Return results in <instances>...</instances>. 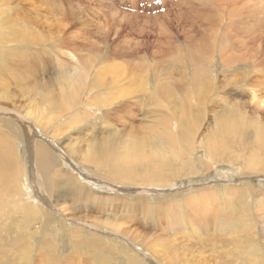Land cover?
I'll list each match as a JSON object with an SVG mask.
<instances>
[{
	"label": "rangeland",
	"instance_id": "374dc122",
	"mask_svg": "<svg viewBox=\"0 0 264 264\" xmlns=\"http://www.w3.org/2000/svg\"><path fill=\"white\" fill-rule=\"evenodd\" d=\"M231 1L27 0L30 3L22 13L16 12L17 0L7 8L0 3V18L28 17L32 24L27 26L37 34L38 42V46L7 44L11 50L3 55L17 58L8 60L9 64H17L19 55L25 57L21 60L24 70L32 59L38 67L34 81L26 70L20 83L24 85L9 88L15 97L0 100V140L6 145L0 152V264H167L161 253L165 244L174 251H168L174 264H184L180 259L186 248L190 253L188 247L198 256L204 254V264L264 263V148L257 138L264 127V107L250 100L253 92L264 100V0ZM0 33L1 37L4 29ZM50 35L61 37L54 44ZM130 46L139 55L130 59L133 63L118 55ZM76 47L85 48L82 53L91 54L97 67L106 62L102 75H109L112 60L126 68L132 64L136 74L150 69L148 84L143 90L136 89L132 73L126 75L127 85L107 80L112 88L99 86L89 101L87 91L66 120L40 127L27 116L34 109V96H20L34 83L38 89L52 78L58 85L62 78H70L76 66L62 70L52 62L63 49L70 52ZM113 76L111 71L109 77ZM52 84L56 93L58 85ZM115 92L119 97L124 93L125 98L109 107V101L118 98ZM236 119L246 128L244 135L217 136L216 128ZM164 127L171 131L168 141H175L177 148L175 153L165 148L167 161L161 171L150 175L154 184L122 183L94 162H85L91 145L109 153H125L123 149L138 140L150 141L151 149L161 148L168 142L155 134ZM149 164L137 165L138 177ZM172 238L178 240L174 249L169 244ZM252 246L254 251L249 249Z\"/></svg>",
	"mask_w": 264,
	"mask_h": 264
},
{
	"label": "bare ground",
	"instance_id": "6f19581e",
	"mask_svg": "<svg viewBox=\"0 0 264 264\" xmlns=\"http://www.w3.org/2000/svg\"><path fill=\"white\" fill-rule=\"evenodd\" d=\"M15 2V0H12V1H9V0H1L0 1V3H2V7L3 8H7L11 3L13 4L14 2ZM18 1V3H20V4H18V3H16V5H19L18 7L16 6L15 8H17V10H16V12H20V11H24V10H26V9H24L23 8V6L24 5H29L28 3H30V2H27V0H17ZM23 1H26V2H24V3H22ZM36 1H38V0H36ZM229 1V0H228ZM231 1V0H230ZM225 2V1H224ZM232 2V1H231ZM236 2H238V3H240V0L239 1H237L236 0ZM55 2H53L52 4H54ZM216 3V2H215ZM238 3H236L237 5H238ZM244 3V2H243ZM63 4V3H62ZM233 4V3H232ZM235 4V3H234ZM235 4V5H236ZM220 5V4H219ZM244 5V4H243ZM255 5V4H254ZM11 7V6H10ZM213 7V6H212ZM211 7V8H212ZM236 7H238V6H236ZM253 7V6H252ZM36 8V7H35ZM225 8V7H224ZM231 8V7H230ZM235 8V7H234ZM15 10V9H14ZM35 10V9H34ZM224 10H226V9H224ZM263 10V9H262ZM15 12V14H17ZM22 12H20V13H22ZM34 12V11H33ZM225 13V12H224ZM7 14V13H6ZM0 15H1V13H0ZM21 15H24V14H20V17H21ZM41 15V14H40ZM223 15V14H222ZM19 16V15H18ZM34 16V15H33ZM78 16V15H77ZM258 16V15H257ZM15 17V16H14ZM23 17V16H22ZM128 17V16H127ZM136 17V16H135ZM28 18V17H27ZM27 18H17L16 17V19H14L13 17H12V19H9V20H7V19H3V18H0V30H2V29H4V33L1 35V37H0V61H1V63H0V90H1V92H2V94L0 93V100H12L14 97H15V95L14 94H10V91H9V88H14V86H18V87H20V86H23L24 85V83H22V84H20L23 80H25V78H26V70H28V75L27 76H29V79H31V81H34V77H35V73H36V71H37V67H38V61L36 60V59H32V60H30L29 61V65H27V64H25V66L27 65L28 67L26 68L25 67V70H24V65H23V60L22 59H25V57H23V56H21V55H19L20 56V61H18L17 60V64H15V62H14V64H9V61L10 60H12V59H15V58H12V57H7V59H6V57H3V55H6V54H4V52H6V51H8V52H10V50H11V47L10 46H8L7 44H17L18 46H22V45H28V44H30V43H33V45L32 46H34V44L35 45H37V43L38 42H35V41H37V34L35 35V33H34V31H32L31 29H32V27L30 26V27H28L27 26V24H29V25H31L32 24V22H31V20H26ZM225 19V18H224ZM51 20V19H50ZM78 20V19H77ZM31 22V23H30ZM76 22V21H75ZM83 22V21H82ZM71 23V22H70ZM186 25H188V24H186ZM189 26H191V25H189ZM192 28V30H194V28L193 27H191ZM196 28V27H195ZM186 30H188V29H186ZM190 30V29H189ZM188 30V31H189ZM197 30V29H196ZM36 32V31H35ZM198 33V32H197ZM1 34V33H0ZM193 34V33H192ZM7 35H8V37H7ZM194 35V34H193ZM192 35V36H193ZM174 36V35H173ZM50 37H51V39H53L52 40V42L55 44V42H57V41H59V38L61 37H56V36H51L50 35ZM49 37V38H50ZM57 39H56V38ZM164 37V36H163ZM39 38V37H38ZM55 38V39H54ZM193 39V38H192ZM64 39H62V41H63ZM196 41V40H195ZM197 43V42H196ZM199 43V42H198ZM63 44V43H62ZM61 44V45H62ZM188 45H189V43H188ZM30 46V45H29ZM38 46V45H37ZM31 47V46H30ZM24 48H25V46H24ZM27 48V47H26ZM93 48V47H92ZM130 48V50L128 49V51H125L124 52V54H118V55H124L123 57H125V58H128L129 59V61H131V63H133L132 62V60H130V59H133V56L137 53L138 54V50H137V52H136V50L134 51L133 50V48H132V46H130L129 47ZM61 49V48H60ZM94 49V48H93ZM192 49V48H191ZM69 50V49H68ZM85 50V48H83V47H76V48H74L73 49V51H67V50H60L61 52H59V54H60V56L58 57V58H63V60H61V61H59L58 60V58L56 57V58H54L53 59V61L54 62H52V63H56V64H58L59 66H60V68L63 70H65V68H66V66H71L72 64H73V66H76V69L77 70H75V68H74V70L76 71L74 74H72L71 76H70V74H69V76H70V78H68V77H64V78H62V80H60L61 82L59 83V85L57 84V81H56V79H53L52 78V81L54 82V84L56 83L58 86H57V92L55 93V91H54V89H53V84H52V81L50 82V83H48V84H46V85H42V86H40V88H38V89H41L42 90V92H44V93H42V94H40V92L38 91V89H37V87L36 86H38V83H34V85L33 86H28V88H27V85L28 84H26V87H25V89H26V92L25 93H23V94H21V96H20V98H30L31 96H34L33 98H35V100L34 101H32L33 102V108L34 109H32V110H29L28 111V109H26L28 112H27V116H29V117H31V118H33V120L34 121H36V122H38L39 123V126H40V124L41 125H43V124H51L52 125V123H58L59 121H62V119H64L65 118V120L67 119V117H68V115H69V113H70V111L74 108V107H77L78 105H80L81 103H82V101H83V98L85 97V95L87 94L86 92L88 91L89 92V97L90 96H92V93L99 87V86H104L105 88H112V85L110 86V84L109 83H107V80L109 81L110 80V83H112V82H114V83H118V84H122V83H125L126 81H125V79L127 80V78H126V75H128L129 76V74H131V76H130V78H132V80H135L134 81V84H137V88L136 89H139V90H143L144 89V87L146 86V84H148L147 83V80H148V77H150L149 75H150V69L149 70H147V71H143V70H141V71H137V74L135 73V68L132 66V64H129L128 65V68H126V66H123L122 64L121 65H118V62L117 63H114L113 62V60H112V65H113V67H110L109 68V71L111 72L112 71V74H114V76L113 77H109L110 76V72H109V75L107 74V75H104V74H106L104 71V74L102 75V69H103V65L106 63V62H103L102 61V63H101V68L100 67H97V65H95L94 64V61L93 60H95V58H93V57H91V54L90 55H88V56H86V55H84L83 53H82V51H84ZM92 50V49H91ZM172 50V49H171ZM186 50V49H185ZM59 51V50H58ZM19 52H20V50H19ZM19 52H17L18 54H19ZM33 52V51H32ZM76 52H80V54H77ZM97 52H98V50H97ZM122 52V51H121ZM52 53V52H51ZM58 53V52H57ZM108 53V52H107ZM119 53V52H118ZM123 53V52H122ZM2 54V55H1ZM22 54V53H21ZM26 54H28V53H26ZM25 54V55H26ZM94 54V53H93ZM136 54V55H137ZM24 55V56H25ZM29 55V54H28ZM95 55V54H94ZM113 55V54H112ZM224 55V54H223ZM7 56V55H6ZM31 56V55H30ZM51 56V55H50ZM109 56H111V55H109ZM137 56H139V55H137ZM16 57V56H15ZM35 57V56H34ZM100 59H101V57H100V55L98 56ZM114 57V56H113ZM136 57V56H135ZM224 57V56H223ZM36 58V57H35ZM102 58H103V56H102ZM112 58V57H111ZM6 59V60H5ZM17 59V58H16ZM15 59V60H16ZM96 59H98L97 57H96ZM108 59H109V57H108ZM119 59V58H118ZM234 59V58H233ZM9 60V61H8ZM22 60V61H21ZM99 60V59H98ZM110 60V59H109ZM101 61V60H100ZM115 61V60H114ZM117 61V60H116ZM126 61V60H125ZM128 61V63H130ZM98 62V61H97ZM110 62H111V60H110ZM108 63V62H107ZM120 63V62H119ZM125 63H127V62H125ZM30 65H32L33 66V68L32 69H30L29 68V66ZM100 65V64H99ZM107 65V64H106ZM127 65V64H126ZM67 67V68H68ZM66 68V69H67ZM73 68V67H72ZM59 69V68H58ZM111 69V70H110ZM142 69H143V67H142ZM56 70V69H55ZM70 70V69H69ZM72 70V69H71ZM101 70V71H100ZM103 70H105V68L103 69ZM106 70H107V67H106ZM255 70H257L256 68H255ZM68 71V70H67ZM167 71V70H166ZM102 72V73H101ZM205 72V71H204ZM63 74H64V72H62ZM62 73H60V74H62ZM23 76H25V78L23 79ZM61 76H64V75H61ZM127 76V77H128ZM137 76H138V78H137ZM157 77V76H156ZM28 78V77H27ZM243 78V77H242ZM60 78H58V80H59ZM99 79V80H98ZM241 79V78H240ZM103 80V81H102ZM103 82V84H99L100 82ZM49 82V81H48ZM87 82H89V83H87ZM129 82H132V81H129ZM46 83V82H45ZM20 84V85H19ZM41 84H42V82H41ZM126 84V83H125ZM127 85V84H126ZM131 85H133V84H131ZM171 86V85H170ZM55 87V86H54ZM89 87V88H88ZM118 87H120V86H118ZM162 87H164V86H162ZM162 87H160V89L162 88ZM216 87V86H215ZM21 88V87H20ZM22 88H24V87H22ZM116 88V87H115ZM15 89V88H14ZM100 89H102V88H100ZM100 89H98V93H99V91H100ZM108 89H107V91H108ZM146 89H148V86H147V88ZM160 89H158V91H161ZM165 89V88H164ZM163 89V90H164ZM103 90V89H102ZM116 90V89H115ZM14 91V90H13ZM97 91V90H96ZM119 91H121V90H119ZM127 90H125V92H126ZM112 92H113V90H112ZM123 92V91H122ZM122 92H120L119 93V95H120V97L118 96V94H117V92H115L116 94H117V96L116 97H118L117 99L115 98V99H113L114 98V95H116V94H113L112 95V97L110 98V99H113V100H111V101H109L110 103H109V107L111 106V105H114L115 103H117L118 101L119 102H122L123 101V99L122 100H120L121 98H123L124 96H125V94L124 93H122ZM128 92L129 91H127L126 93L128 94ZM97 93V94H98ZM107 93H109V92H107ZM131 93H133V92H131ZM160 93V92H159ZM16 94V93H15ZM106 94V93H105ZM161 94V93H160ZM17 95V97H18V94H16ZM38 95H40V97L38 98L37 96ZM82 96V97H81ZM88 97V96H87ZM130 97V96H129ZM165 97V96H164ZM167 98H169V95H167L166 96ZM104 98H106V97H104ZM120 98V99H119ZM125 98V97H124ZM127 98V97H126ZM262 98V97H261ZM260 97H259V95L257 94V92L256 93H252V99H250V100H252V103H256V104H258V102H259V104L260 105H262V107H264L263 106V104H264V100L263 99H261ZM18 98H16V100H17ZM92 98L90 97L89 99H88V101L89 100H91ZM99 99H101V98H99ZM109 99V100H110ZM130 99V98H129ZM166 99V98H165ZM164 99V100H165ZM29 100V99H28ZM27 100V101H28ZM37 100L39 101V102H37ZM127 100V99H126ZM104 101H106L105 99L103 100V102ZM5 102V101H4ZM86 102V101H85ZM167 102V101H166ZM88 103H90V102H88ZM107 103V102H106ZM126 103V102H125ZM39 104V105H38ZM91 104H92V102H91ZM101 104V103H100ZM103 104V103H102ZM132 104V103H131ZM108 105V104H107ZM128 105V104H127ZM185 105V104H184ZM183 105V106H184ZM2 106V105H1ZM88 106V105H87ZM105 106H106V104H105ZM129 106V105H128ZM12 107V106H11ZM30 107V106H29ZM28 107V108H29ZM116 107V106H115ZM124 107V106H123ZM1 108V107H0ZM2 108H4V104H3V107ZM15 108V107H14ZM31 108V107H30ZM13 109V108H12ZM122 109V108H121ZM8 110V109H7ZM116 110V109H115ZM1 112V111H0ZM3 112V111H2ZM1 112V113H2ZM24 112V111H23ZM107 112V111H106ZM105 112V113H106ZM11 113V112H10ZM9 114V113H8ZM7 114V115H8ZM21 114H22V112H21ZM24 114H26V113H24ZM13 115H15V114H13ZM245 115H246V113H245ZM21 116H23V115H21ZM26 116V117H27ZM86 116V115H85ZM25 117V118H26ZM29 117H28V119H29ZM69 117H72V115L71 116H69ZM14 118V117H13ZM18 118V117H17ZM22 118V117H21ZM73 118V117H72ZM77 118V117H76ZM79 118V117H78ZM81 118V117H80ZM83 118V117H82ZM23 119V118H22ZM74 119V118H73ZM87 119V118H86ZM32 120V121H33ZM81 120V119H80ZM79 120V121H80ZM85 120V119H84ZM108 120V119H107ZM14 121V120H13ZM15 121H17V120H15ZM69 121V120H68ZM67 121V122H68ZM72 121V120H71ZM79 121H77V122H79ZM83 121V120H82ZM81 121V122H82ZM125 121V120H124ZM240 121H241V123L244 125V123L246 124V121H245V119L242 117V118H240ZM22 122V121H21ZM23 123H25L24 121H23ZM27 123V122H26ZM8 124V123H7ZM16 124V123H15ZM29 124H31V122L29 123ZM37 124V123H36ZM60 124V123H59ZM67 124V123H66ZM126 124V123H125ZM17 125V124H16ZM65 125V124H64ZM68 125V124H67ZM81 125V124H80ZM165 125V124H164ZM258 125V124H257ZM44 126V125H43ZM245 126V125H244ZM41 127V126H40ZM55 128H58V127H56V126H54ZM63 127H65V126H63ZM162 127V126H161ZM23 128H24V126H23ZM31 128V127H30ZM45 128V127H44ZM66 128V127H65ZM20 129V128H19ZM33 129H34V127H33ZM41 130H42V128H40ZM47 129V128H46ZM70 129V128H69ZM259 129V128H258ZM29 130H32V129H29ZM44 130V129H43ZM42 130V131H43ZM162 130V129H161ZM245 130H246V128L244 129L241 125H239V122L237 121V119L236 120H232L230 123H224V126L222 127V128H216V133H218V135L217 136H222V137H226V138H233L234 136H236V135H244V133H245ZM16 131H17V129H16ZM59 131V130H58ZM170 132L171 131H168V128L167 127H164V129L162 130V132L161 133H157V134H155V137H157V139H164L165 141H167L168 143H165V144H163V146H161V148H158V149H151V146H150V141L149 142H147V144L146 143H144V142H142V141H134L133 143H130V144H128L127 146H126V148L125 149H123L124 151H125V153L123 152V153H121V152H118L117 150H115V151H113V152H111V153H109V150L108 149H105L104 147H101V146H99V147H97L96 145H91L90 146V149L87 151V154H86V156H85V162H94V164H96V165H98V166H100V167H102V168H104V170H107V171H109V172H111L113 175H115V178H114V180H123V182L122 183H128V184H130V183H141V184H154L155 182H156V180L152 177V176H150L151 174H153L154 172H156V171H158V170H162V166L164 165V163L167 161L166 160V158L164 157V152H172V153H175L176 152V148H177V146H176V144H175V141H173L172 139H171V137H170V139L171 140H169L168 141V136L170 135ZM190 132V130L188 129V130H186V134L188 135V133ZM29 133V132H28ZM34 134V133H33ZM57 134V133H56ZM60 134H61V132H60ZM59 134V135H60ZM31 135V134H30ZM191 135V134H190ZM21 136V135H20ZM50 136V135H49ZM54 137H55V135H53ZM58 136V135H57ZM51 137V136H50ZM59 137V136H58ZM57 137V138H58ZM1 138V137H0ZM33 138V137H32ZM56 138V139H57ZM257 138H258V142L261 144L260 146L261 147H263L264 148V127H261L259 130H258V133H257ZM29 139V138H28ZM152 139H154V138H152ZM217 139V138H216ZM7 141V140H6ZM104 141V140H103ZM218 141V140H217ZM216 141V142H217ZM29 142H31V141H29ZM105 144V143H104ZM10 145V144H9ZM98 145V144H97ZM110 145V144H109ZM248 144H246L245 146H247ZM12 146V145H11ZM218 147V146H217ZM6 148V145L5 144H3V142H2V140H0V152L2 153V152H4V149ZM13 148H14V146H13ZM147 148L149 149L150 148V151H148L147 150ZM165 148L166 149H168L169 151H167V150H165ZM249 149V148H248ZM217 150H218V148H217ZM220 150V149H219ZM213 151V150H212ZM211 151V152H212ZM6 152V151H5ZM210 152V153H211ZM8 153V152H7ZM14 153V152H13ZM12 153V154H13ZM212 153H214V152H212ZM179 154V153H178ZM215 154H216V152H215ZM11 155V154H10ZM15 155V154H14ZM6 156H8V155H6ZM17 156V155H16ZM16 156H15V158H16ZM44 156V155H43ZM46 156V155H45ZM13 157V156H12ZM212 158V157H211ZM213 158H214V156H213ZM213 158H212V160H213ZM215 159H218V156H216V158ZM31 160V159H30ZM1 162V161H0ZM15 162V161H14ZM65 162V161H64ZM142 162H149L150 164L146 167V169H145V171H144V175L143 176H141V177H138V175H140L139 173H138V171L136 172V170L137 169H139V168H137L136 169V167H137V165L139 164V163H142ZM156 162H159L158 164L156 163ZM215 162V161H214ZM213 162V163H214ZM218 162V161H217ZM261 162H262V160H261ZM168 163V162H167ZM184 163V162H183ZM8 164H10L9 162H8ZM93 164V163H92ZM263 164V163H262ZM262 164H261V166H262ZM10 166V165H9ZM11 166H13V165H11ZM11 166H10V168H11ZM19 166V165H18ZM3 167V166H2ZM43 167V166H42ZM14 168H15V166H14ZM41 168V167H40ZM252 168V167H251ZM259 168V167H258ZM23 169V168H22ZM42 169V168H41ZM170 169V168H169ZM262 169H264V167L262 168ZM9 170V169H8ZM24 170V169H23ZM140 170V169H139ZM142 170V169H141ZM186 171V170H185ZM260 171H261V169H260ZM6 172V171H5ZM17 172V171H16ZM19 172V171H18ZM40 172V171H39ZM255 172V171H254ZM42 173V172H41ZM8 174V173H7ZM37 174V173H36ZM40 174V173H39ZM43 174V173H42ZM10 175V174H9ZM260 175V174H259ZM14 176V175H13ZM165 176V175H164ZM15 177V176H14ZM8 178V177H7ZM17 178V177H16ZM23 178H25V177H23ZM31 178V177H30ZM29 179V178H28ZM163 179V178H162ZM27 180V179H26ZM23 181H25V180H23ZM164 181H166V180H164ZM163 182V181H162ZM20 183H22V181H20ZM110 183V182H109ZM2 184V182H0V185ZM48 184V183H47ZM119 184V183H118ZM117 184V185H118ZM121 185V184H120ZM50 186V185H49ZM127 186H129V185H127ZM10 187V186H9ZM125 187V186H124ZM148 188V187H147ZM20 189V188H19ZM3 190V189H2ZM18 190V189H17ZM20 190H22V189H20ZM165 190V189H164ZM8 191H10V190H8ZM219 191V190H218ZM235 191V190H234ZM246 191V190H245ZM49 193V192H48ZM255 193V192H254ZM9 194H10V192H9ZM238 194V193H237ZM5 195V194H4ZM3 196V195H2ZM253 196V195H252ZM13 197V196H12ZM233 197H234V195H233ZM77 198V197H76ZM80 199V198H79ZM231 199V198H230ZM233 199V198H232ZM108 201H110V200H108ZM216 201V200H215ZM236 201V200H235ZM35 202V201H34ZM83 202V201H82ZM200 202V201H199ZM87 203V202H86ZM198 203V202H197ZM201 203V202H200ZM116 204V203H115ZM210 204V203H209ZM3 205V204H2ZM134 205V204H133ZM1 206V205H0ZM96 206V205H95ZM139 206V205H138ZM220 206V205H219ZM2 207V206H1ZM6 206H4L3 208H5ZM135 207V206H134ZM190 207V206H189ZM210 207V206H209ZM177 208V207H176ZM246 208V207H245ZM62 209V208H61ZM67 209V208H66ZM86 209V208H85ZM2 210H4V209H2ZM169 210V209H168ZM202 210V209H201ZM206 211V210H205ZM169 212V211H168ZM174 212V211H173ZM37 213V212H36ZM209 213V212H208ZM194 214V213H193ZM227 214V213H226ZM256 214H258L257 212H256ZM176 215V214H175ZM207 215V214H206ZM177 216V215H176ZM183 216V213H182V215L180 216V218ZM260 216V215H259ZM263 217V216H262ZM185 218H187V217H185ZM185 218H183L184 220H185ZM227 219V218H226ZM235 219H236V217H235ZM178 221V220H177ZM235 221V220H234ZM172 222V221H171ZM181 222H184V221H181ZM232 222H233V220H232ZM77 223H80V222H77ZM194 223V222H193ZM87 224V223H86ZM170 224H172V223H170ZM182 224V223H181ZM184 224V223H183ZM182 224V225H183ZM186 224V223H185ZM80 225V224H79ZM82 225V224H81ZM174 226H175V224H173ZM176 225H178V224H176ZM194 225H195V223H194ZM259 225H260V223H259ZM83 226V225H82ZM179 226H180V224H179ZM178 226V227H179ZM231 226V225H230ZM248 226H250V225H248ZM248 226H247V228H248ZM263 226V225H262ZM84 227V226H83ZM170 227H171V225H170ZM177 227V228H178ZM185 227H186V225H185ZM184 227V228H185ZM192 227H194V226H192ZM201 227V226H200ZM208 227V226H207ZM207 227L206 228H204V229H207ZM218 227V226H217ZM253 227V226H252ZM86 228V227H85ZM179 228H181V227H179ZM189 228V227H188ZM188 228L186 227V230L187 231H189L188 230ZM191 228V227H190ZM220 228V227H219ZM223 228V227H222ZM221 228V229H222ZM231 228V227H230ZM229 228V229H230ZM254 228V227H253ZM264 228V227H263ZM81 229V228H80ZM82 229H84V228H82ZM192 229V228H191ZM199 229V228H198ZM197 229V230H198ZM220 229V230H221ZM227 229V228H226ZM249 229H250V227H249ZM252 229V228H251ZM85 230V229H84ZM97 230H98V227H97ZM101 230V229H100ZM194 230V229H193ZM195 230H196V228H195ZM195 230H194V232H195ZM208 230V229H207ZM248 230V229H247ZM253 230V229H252ZM80 231V230H79ZM81 231H83V230H81ZM191 231V230H190ZM190 231H189V233H190ZM202 231V230H201ZM200 231V232H201ZM206 231V230H205ZM218 231V230H217ZM250 231V230H249ZM264 231V230H263ZM86 232H88V231H86ZM102 232V231H101ZM114 232H115V230H114ZM114 232H112V233H114ZM134 232V231H133ZM207 232H209V231H207ZM236 233H238V231H235ZM246 232V231H245ZM254 232V231H253ZM253 232H251V233H253ZM79 233V232H78ZM116 233V232H115ZM123 233V232H122ZM126 233H128V232H126ZM212 233V232H211ZM218 233H220V232H218ZM229 233V232H228ZM242 233V232H241ZM74 234V233H73ZM202 233H200V235H201ZM239 234V233H238ZM26 235V234H25ZM83 235V234H82ZM86 235V234H85ZM95 235V234H94ZM120 235V234H119ZM127 235V234H126ZM129 235V234H128ZM189 235H191V234H189ZM188 235V236H189ZM234 235V234H233ZM240 235H243V234H240ZM261 235V234H260ZM87 236H88V234H87ZM90 236V235H89ZM96 236H97V234H96ZM122 236V235H121ZM195 236V235H194ZM193 236V238L195 239V237ZM212 236V235H211ZM27 237V236H26ZM78 237V236H77ZM99 237H101V236H99ZM98 237V238H99ZM202 236H198L197 238H201ZM235 237H237V235L235 236ZM245 237H247V236H245ZM29 237H27V239H28ZM84 238V237H83ZM87 238V237H86ZM86 238H84V239H86ZM193 238H191V239H193ZM209 238V237H208ZM242 238H243V236H242ZM252 238V237H251ZM257 238V237H256ZM256 238H254V240L253 241H255V239ZM264 238V237H263ZM26 239V240H27ZM81 239H82V237H81ZM127 239V238H126ZM236 239V238H235ZM238 239V238H237ZM240 239V238H239ZM246 239H248V237L246 238ZM79 240V239H78ZM83 240V239H82ZM129 240V239H128ZM131 240V239H130ZM201 240V239H200ZM205 240H206V238H205ZM227 240V239H226ZM28 241V240H27ZM99 241V240H98ZM114 241V240H113ZM118 241V240H117ZM132 241V240H131ZM175 241V239H173L172 238V240H171V242L169 243L170 244V246H172L173 247V249H174V247H175V245H177V243H178V240L176 241V242H174ZM197 241V240H196ZM239 241V240H238ZM241 241V240H240ZM30 241H28V243H29ZM115 242V241H114ZM192 242V241H191ZM201 243H204L205 241L204 240H201L200 241ZM255 242H257V241H255ZM254 242V243H255ZM82 243V242H81ZM96 243H98V242H96ZM120 243V242H119ZM137 243V242H136ZM231 243V242H230ZM251 243V242H250ZM25 244V243H24ZM30 244H31V242H30ZM73 244V243H72ZM86 244V243H85ZM94 244V243H93ZM121 244H122V242H121ZM175 244V245H174ZM233 244V243H232ZM249 244V243H248ZM253 244V243H252ZM264 244V243H263ZM26 245V244H25ZM24 245V246H25ZM75 245H77V244H74V246ZM125 245V244H124ZM234 245H235V242H234V244H233V246H231L232 248H234ZM239 245V244H238ZM237 245V246H238ZM243 245V244H242ZM103 246H104V244H103ZM159 246V245H158ZM229 246V245H228ZM237 246H235V249H236V247ZM100 249L99 250H101L102 248L100 247V246H98ZM152 247H154V248H157V246H152ZM162 247V250H161V253H162V257L166 260L165 262H167V264H174V259L171 257V258H169V256H171V255H169L168 254V251L170 250V251H173V250H171L170 248H169V246H166V244L165 245H162L161 246ZM243 247V246H242ZM244 247H245V245H244ZM262 247H263V245H262ZM124 248H125V246H124ZM176 248V247H175ZM245 248H247V247H245ZM244 248V249H245ZM40 249V248H39ZM126 249H127V247H126ZM158 249V248H157ZM179 249V248H178ZM188 249L190 250V253H188V250H187V248L183 251V256H181V261L185 264H204L205 263V261H206V259H204V257H203V253L202 252H199L200 254H199V256L198 255H196L195 254V252L193 251V250H191L189 247H188ZM239 249V246L237 247V250ZM241 249V248H240ZM239 249V250H240ZM250 250H253L254 251V247L252 246L251 248H249ZM257 249V248H256ZM83 250V249H82ZM94 250L96 251V249L94 248ZM98 250V251H99ZM104 250V249H103ZM237 250H235V251H237ZM249 250V251H250ZM76 251V250H75ZM78 251H79V249H78ZM114 251V250H113ZM145 250H143V252H144ZM169 251V252H170ZM230 250H228V252H229ZM244 251V250H243ZM126 252H127V250H126ZM174 252V251H173ZM242 252V251H241ZM241 252H239V255H240V253ZM246 252V251H245ZM256 252V251H255ZM60 253H61V251H60ZM146 253H147V251H146ZM153 253H155V252H153ZM152 253V254H153ZM171 253V252H170ZM176 253H178V252H176ZM217 253V252H216ZM244 253V252H243ZM242 253V254H243ZM260 253V252H259ZM30 254V253H29ZM58 254V253H57ZM112 254V253H111ZM145 254V253H144ZM148 254V253H147ZM236 254H237V252H236ZM252 254V253H251ZM143 255V254H142ZM201 255V256H200ZM210 255V254H209ZM217 255V254H216ZM238 255V254H237ZM26 256H28V254L26 255ZM31 255H29L28 257H30ZM154 256V255H153ZM198 256V257H197ZM229 256H230V254H229ZM253 256V255H252ZM1 257H4V256H2L1 255ZM13 257V256H12ZM147 257V256H146ZM145 257V258H146ZM158 257V256H157ZM211 257V256H210ZM219 257V256H218ZM232 257H233V255H232ZM239 257V256H238ZM241 257V256H240ZM239 257V258H240ZM263 257V256H262ZM25 258V257H24ZM148 258V257H147ZM234 258V257H233ZM238 258V259H239ZM27 259V261L29 260L28 258H26ZM153 259V258H152ZM208 259V258H207ZM253 259V258H252ZM21 260V259H20ZM48 260V259H47ZM67 260H69L68 259V257H67ZM24 261V260H23ZM29 261H31V260H29ZM73 261H74V259H73ZM158 261H160V260H158ZM249 261H251V260H249ZM254 261H255V259H254ZM33 262V261H32ZM47 262V261H46ZM59 262V261H58ZM69 262V261H68ZM77 262V261H76ZM79 262V261H78ZM161 262V261H160ZM160 262H159V264H160ZM255 262H257V261H255ZM261 262V261H260ZM67 263V262H66ZM65 263V264H66ZM219 263H221V262H219ZM230 263V262H229ZM246 263V262H245ZM20 264V263H19ZM31 264V263H30ZM68 264H70V263H68ZM72 264V263H71ZM75 264V263H74ZM86 264H88V263H86ZM149 264H151V263H149ZM155 264V263H154ZM175 264H177V263H175ZM255 264H257V263H255ZM260 264V263H259ZM264 264V263H263Z\"/></svg>",
	"mask_w": 264,
	"mask_h": 264
}]
</instances>
